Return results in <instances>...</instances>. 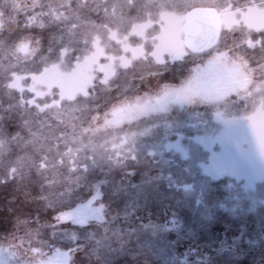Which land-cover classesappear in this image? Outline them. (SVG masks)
Returning <instances> with one entry per match:
<instances>
[{
  "label": "rangeland",
  "instance_id": "374dc122",
  "mask_svg": "<svg viewBox=\"0 0 264 264\" xmlns=\"http://www.w3.org/2000/svg\"><path fill=\"white\" fill-rule=\"evenodd\" d=\"M82 1L0 0V264H264V0H87L80 25L59 12ZM193 5L234 9L200 53L182 44ZM76 148L133 154L118 208L99 182L71 199ZM159 179L176 205L155 199Z\"/></svg>",
  "mask_w": 264,
  "mask_h": 264
},
{
  "label": "trees",
  "instance_id": "16d2710c",
  "mask_svg": "<svg viewBox=\"0 0 264 264\" xmlns=\"http://www.w3.org/2000/svg\"><path fill=\"white\" fill-rule=\"evenodd\" d=\"M82 2H83L82 3L83 6H85V4L87 3V0L82 1ZM59 12H61V14L63 16L64 15L65 16H76L77 17L76 21H73V20L72 21L77 25H80V24H82V22H85L86 20H88V17L91 13L89 11V8H87L86 6L83 7V10H81V9L68 10L65 8L64 11L61 10ZM61 14H59V15L62 17ZM69 19H70V17H69ZM61 24L62 23H58V25H56L55 29H53L52 31L50 30V34H51L52 38H54V36H56L54 33L59 32L58 35H59V37H61L64 30H67L66 23L62 24V25ZM72 25H74V24L72 23ZM66 36L67 35H63L60 39H65ZM60 39H58V40H60ZM59 42H62V41H59ZM59 42L55 41L53 44H50V42H48V45L42 44L40 46V50L42 51L43 48H45L46 50L54 48V47L56 48V45L60 44ZM46 44H47V42H46ZM75 45H76L75 42H73L71 44V46H69L68 52L70 55H74L73 49H75L74 48ZM62 142L63 141H61V143ZM58 143L60 144V142H58ZM71 152H73L74 155H76L75 158H74V156H71V154H70V157H67V155H66V157L61 156V158H63L66 161H68L69 159L75 160L76 163L73 166L74 169L76 167H78V168L84 170L87 167V170H86L87 172L84 174L85 178L82 179L83 178L82 177L80 182H77V184L74 183V188H73V191L71 192V194H73L71 199L76 200V199H78V198H80L86 194H89V187L88 186L92 183L99 182L96 184L98 185L99 190L97 192L99 195H101V199L103 201L105 200V201H108L109 203H112L113 206L118 208L121 205L119 203V199H121L120 196L122 194V192H121L122 189L118 187V185H120L119 183H118L117 187H116V184H117V181L120 180V175L124 171H126V172L130 171L134 174V173H137V169L141 168L140 165H138L136 162L132 161L134 159L133 154H128V152L122 151V153L129 155V157H127V158H116V160H114V162H113L114 164L110 165V164L100 163L99 160H97L98 162L95 161L94 160L95 156L92 153L86 152L84 154L83 150H81L79 148H76V150H73ZM68 153L69 152H67V154ZM81 154H83V160L81 158ZM108 158H110V157H108ZM67 167H69V166H67ZM6 180H8V179H6ZM127 181L128 180L122 179L121 185L126 186ZM147 181H149V180H147ZM141 182L143 183V182H145V180H142ZM24 183H25V185H24V201L30 205V209H31V208H34L33 204L35 202H37V201H35V198L38 196L37 193H39L38 192L39 190H37V191L32 190V188L34 186H36V180L33 178H30L29 176L24 177ZM146 183H148V182H145L143 184H146ZM155 184H156L155 190L157 189L156 193H154L155 199H160V198L165 199L166 198L167 200H170L169 203H173V202H171L172 201L171 197L173 195L172 192H173V189H175V187H173L169 181L165 182V180H161V179L156 181ZM107 187H110V189H107ZM60 189L62 190L63 188L61 187ZM171 190H172V192H171ZM223 191H224V188L217 189V192L215 193L214 197H218V196L222 197L221 195H222ZM231 198L232 197H229V199H231ZM150 200L151 199H149V201ZM131 201H132L133 207L148 205V203L144 202L143 199H140L139 197H138V199L134 197L133 199H131ZM173 204H175V203H173ZM223 204L224 203H221L220 205H223ZM148 209H150V208H148ZM149 211H152V209H150ZM176 211H177L176 213H178V210H176ZM215 217L219 218V216H215ZM215 217H213V218H215ZM214 223H215L214 227L217 226L219 228H222V226H223V222L222 223L214 222Z\"/></svg>",
  "mask_w": 264,
  "mask_h": 264
},
{
  "label": "water",
  "instance_id": "95a60500",
  "mask_svg": "<svg viewBox=\"0 0 264 264\" xmlns=\"http://www.w3.org/2000/svg\"><path fill=\"white\" fill-rule=\"evenodd\" d=\"M221 26L219 11L213 6L189 7L181 23L182 44L190 52H202L213 46Z\"/></svg>",
  "mask_w": 264,
  "mask_h": 264
},
{
  "label": "crops",
  "instance_id": "0c3cea01",
  "mask_svg": "<svg viewBox=\"0 0 264 264\" xmlns=\"http://www.w3.org/2000/svg\"><path fill=\"white\" fill-rule=\"evenodd\" d=\"M256 2L255 1H250V0H240V3H233L232 4V8H238V6H241V7H245V6H248V5H250V4H255ZM237 4H239V5H237ZM241 4V5H240ZM207 6H213V7H215V5H207ZM220 7V6H219ZM216 8V7H215ZM221 8V10H219L218 8H216L218 11H219V13H220V16H221V26H220V30H219V36H218V38L220 37V33H221V30H222V27H223V25H224V18H223V16H222V14L225 16L226 15V12H229V11H231V10H234V9H225V8H222V7H220ZM218 40V39H217ZM217 40H216V42H217ZM215 42V43H216ZM215 45V44H214ZM214 45L213 46H211L210 48H208V49H212L213 47H214ZM208 49H206V50H208ZM188 51V50H187ZM205 51V50H204ZM188 52H190V51H188ZM203 52V51H202ZM213 52V51H212ZM193 53H200V52H193ZM210 53V52H209ZM212 62V61H211Z\"/></svg>",
  "mask_w": 264,
  "mask_h": 264
},
{
  "label": "snow or ice",
  "instance_id": "6c2138e0",
  "mask_svg": "<svg viewBox=\"0 0 264 264\" xmlns=\"http://www.w3.org/2000/svg\"><path fill=\"white\" fill-rule=\"evenodd\" d=\"M261 44L264 45V40H261ZM195 86H196L195 84L190 85V87H195ZM249 121H250V124H251V127H252L253 131L255 132L256 131V121L253 118H251V117H249ZM257 140H258V143L260 145L261 150L264 151V134H258L257 135ZM45 163H48V161H45ZM72 163L74 164V163H76V161L73 160ZM58 219L61 222H63L64 217L61 216Z\"/></svg>",
  "mask_w": 264,
  "mask_h": 264
}]
</instances>
